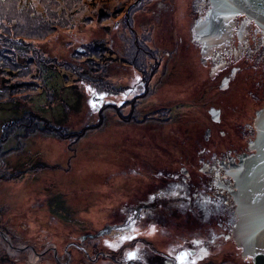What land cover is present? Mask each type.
Segmentation results:
<instances>
[{
  "label": "rangeland",
  "instance_id": "374dc122",
  "mask_svg": "<svg viewBox=\"0 0 264 264\" xmlns=\"http://www.w3.org/2000/svg\"><path fill=\"white\" fill-rule=\"evenodd\" d=\"M192 3L0 0V83L10 78L6 47H38L57 64L33 58L30 65L28 56L17 54L19 62L27 63L23 73L36 79L42 71L44 80H37L40 93L21 81L12 88L22 85L27 90L19 92L27 97L0 99V135L4 123L28 111L68 135L60 140L41 131L39 119L41 132L18 142L14 135L22 131H17L0 144V153L8 151L0 156V230L8 234L11 247H21L13 252L0 243V264H128L159 251L174 253L184 263L204 261L212 248L209 237L189 233L179 224L182 218L152 227L138 224L121 240L114 239V231L102 233L115 221L119 205L145 198L159 181L155 172L182 166L195 174L199 157L230 143L243 146L240 125L263 103L254 104L248 96L249 71L237 73L226 89H219L222 74L209 77L199 47L191 42L190 27L197 18ZM4 5L24 19L6 18ZM69 9L76 13L74 34L57 28ZM40 14L44 24L36 25L31 19ZM211 106L221 109L219 123L210 120ZM92 212L96 218L88 215ZM226 247L227 253L237 251L229 243Z\"/></svg>",
  "mask_w": 264,
  "mask_h": 264
},
{
  "label": "flooded vegetation",
  "instance_id": "af4514ba",
  "mask_svg": "<svg viewBox=\"0 0 264 264\" xmlns=\"http://www.w3.org/2000/svg\"><path fill=\"white\" fill-rule=\"evenodd\" d=\"M192 2L197 18H202L209 8V0H192ZM195 20L190 27L191 36ZM234 25V31H239L237 38L234 37L228 46L226 44L219 46L222 49L218 51L205 50L203 55L200 52L201 45L192 37L191 42L194 47H199L200 61L208 66L209 77L216 79L222 74L219 89L223 84L226 86L224 89L228 88L237 73L244 74L249 71V77L253 83L248 81L245 84L248 96L254 104L261 99L264 103L262 93L264 92V34L243 15L235 17ZM228 66H231V69ZM226 70L228 73H223ZM223 80L226 82L223 83ZM263 103L248 114V121L240 125L241 136L238 141L243 142V146L230 143L219 152H211L199 157L200 165L195 174H191L182 166L178 171L159 170L155 172L154 178L159 181L150 188L151 191L146 193L145 198L136 196L131 203L119 205L113 216L115 221L109 223V226L106 224L102 233L114 231L116 233L114 239L121 240L138 224L145 223L147 227H152L165 224L166 219L171 223L179 222L182 218L179 224L189 230V233L197 237L207 236L210 239L212 248L208 250L209 253L201 264H253L251 258L241 256L240 250L231 240L232 226L236 222L232 196L234 179L227 174V171L239 162L240 155L252 152L249 150V142L255 137L253 120L256 110L261 108ZM215 109L219 110L221 121V109ZM209 117L214 123L220 122L213 121L210 114ZM206 130H209L210 137V129ZM220 134L224 135V132L221 131ZM209 137L205 136V139L208 140ZM183 168L186 170L185 173L182 171ZM228 243L237 251L225 252ZM190 253L195 255L194 250ZM109 256L112 255L105 254L104 257ZM182 263L196 264L194 261L184 263L178 255L167 251L164 253L145 252L139 259L128 260V264Z\"/></svg>",
  "mask_w": 264,
  "mask_h": 264
},
{
  "label": "water",
  "instance_id": "95a60500",
  "mask_svg": "<svg viewBox=\"0 0 264 264\" xmlns=\"http://www.w3.org/2000/svg\"><path fill=\"white\" fill-rule=\"evenodd\" d=\"M241 15L264 34V0H209L207 12L195 20L192 30V39L201 45V54L212 50L210 45L217 49H222L219 46L224 44L228 46L234 19ZM225 87L223 84L220 89ZM208 112L213 121H220L218 109L211 107ZM253 126L255 137L249 142L252 152L240 155L239 162L232 165L227 174L234 179L233 242L241 249L242 257L251 258L253 264H264V103L255 112ZM205 136L209 137V130L205 131ZM0 234L11 242L8 234L1 230ZM30 249L34 251L31 246Z\"/></svg>",
  "mask_w": 264,
  "mask_h": 264
},
{
  "label": "trees",
  "instance_id": "16d2710c",
  "mask_svg": "<svg viewBox=\"0 0 264 264\" xmlns=\"http://www.w3.org/2000/svg\"><path fill=\"white\" fill-rule=\"evenodd\" d=\"M96 4V3H95ZM2 12L5 14L6 18H13L14 19H24V15H22L20 12H18L16 10V8H11L8 5H4L2 7ZM130 11H133V8H129ZM16 12V14H15ZM76 13L72 12L70 9L67 12V17L68 19L65 21L60 22L57 25L58 29H65L67 30V34H74L72 29L75 26V17ZM30 18V17H29ZM31 20L34 21V23L36 25H42L44 24V18L42 17V14L40 15H35V17H33ZM80 47H84L83 44L79 45ZM111 46V45H110ZM135 47H142L139 43L135 44ZM40 49L38 47H6V54L8 55V59L5 61L6 64L10 67L11 70L9 73V79L7 81H1L0 83V99L7 97L8 99H16V97H27V95H24L22 92H19L21 90H27L30 89L32 91H37L39 92L41 89V86L38 83V79H41L42 81L44 80V77H42L43 72L41 71L39 74H37V77L34 75V77H36V79H32L30 75L23 73L22 69L25 68L27 66V63L22 64L21 62H19L18 58H17V54L22 55V56H28V59H30L29 64H33V62L31 61V59L33 58H37L40 61H45L46 63H53L55 65V67L57 66V64H55L54 62H52L53 60L50 59L49 57H46L44 55L40 54ZM148 55H151V53H147ZM129 61H131L133 64H136V62H133V59L131 57V55L128 57ZM94 59L90 60L89 62L91 64H93ZM52 64V65H53ZM67 70L73 71L74 67L71 64L66 65ZM137 68L139 69V71L142 72V74L144 75V68L142 66H138ZM47 68L45 67L44 70H46ZM15 70V71H14ZM76 76L83 78L81 74L78 73H73ZM154 74V69H152V72H150L145 80L146 86L148 87L151 78L153 77ZM15 79V81H13ZM145 79V78H144ZM23 82L24 84L27 85V89H24L22 85L17 86L15 89H13V85H17L19 82ZM13 82V83H12ZM9 84V85H8ZM109 87V86H108ZM112 87V86H110ZM40 93V92H39ZM143 97V94H142ZM128 101V100H126ZM118 110V108L116 109ZM23 118V120L21 121V119ZM19 120H10L11 122H6L1 126V130L3 132L2 135H0V144L3 145L4 143L7 142V140L9 139L10 136L14 135L17 131H22L21 133L15 134L14 137L15 139L20 142L21 139L26 140L31 138L32 136H34V133L36 132H41V131H45L48 134H52L57 136L58 139L62 140H67L68 135L63 133L62 131L59 133L58 131H56L55 129H53L52 127H56L57 125H54L52 123H50L47 119L41 117L38 115V113L33 112V111H28L26 113H24L23 117ZM39 119L42 121L43 123V127L42 130L39 131L37 130V127L40 126L39 124ZM101 120H103V117L101 116ZM9 123V125H8ZM33 124H35V127H33ZM98 124H102V121ZM9 127L10 128V132H6V128ZM67 131V130H66ZM38 134V133H37ZM40 134V133H39ZM44 135V134H43ZM44 136H51V135H44ZM5 154L4 150H2L1 154Z\"/></svg>",
  "mask_w": 264,
  "mask_h": 264
},
{
  "label": "bare ground",
  "instance_id": "6f19581e",
  "mask_svg": "<svg viewBox=\"0 0 264 264\" xmlns=\"http://www.w3.org/2000/svg\"><path fill=\"white\" fill-rule=\"evenodd\" d=\"M251 23H253V22H251ZM254 24V23H253ZM255 25V24H254ZM235 26V25H234ZM255 27H257L256 25H255ZM258 28V27H257ZM259 29V28H258ZM239 31L238 30H236V31H234V29H233V34H232V36H231V38L233 39L234 37H236L237 38V36H238V33ZM210 47H213V48H211L212 49V51H218V49L216 48V46L214 45H210ZM208 49V46H205V49ZM182 171H184V173L186 172V170H185V168H183L182 169ZM89 216H91V218H96L97 217V215L94 213V212H92V214L90 215V214H88ZM232 229H233V226H232ZM2 236V235H1ZM3 238H0V243H2V245H4L9 251H13V252H17V251H19L20 249H21V247L20 246H12L11 247V242L10 243H8V241H7V239L4 237V236H2ZM231 240L232 241H234L233 240V231H231ZM251 240H252V237H251ZM234 245H235V247L237 248V249H239L240 250V252H241V249L240 248H238L237 246H236V244H235V242H234ZM29 254H30V258H31V260H34V258H35V252L34 251H32V250H30L29 249Z\"/></svg>",
  "mask_w": 264,
  "mask_h": 264
},
{
  "label": "clouds",
  "instance_id": "9594fccd",
  "mask_svg": "<svg viewBox=\"0 0 264 264\" xmlns=\"http://www.w3.org/2000/svg\"><path fill=\"white\" fill-rule=\"evenodd\" d=\"M191 37H192V36H191ZM1 131H2V130H1ZM4 152H5V154H6L8 151H5V150H4ZM0 160H2V159H0Z\"/></svg>",
  "mask_w": 264,
  "mask_h": 264
},
{
  "label": "snow or ice",
  "instance_id": "6c2138e0",
  "mask_svg": "<svg viewBox=\"0 0 264 264\" xmlns=\"http://www.w3.org/2000/svg\"><path fill=\"white\" fill-rule=\"evenodd\" d=\"M93 107H95V105H93Z\"/></svg>",
  "mask_w": 264,
  "mask_h": 264
}]
</instances>
